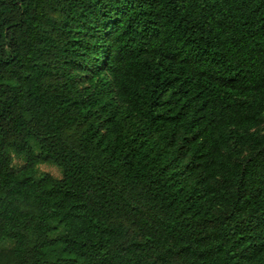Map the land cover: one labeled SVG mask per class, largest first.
<instances>
[{
  "label": "trees",
  "instance_id": "16d2710c",
  "mask_svg": "<svg viewBox=\"0 0 264 264\" xmlns=\"http://www.w3.org/2000/svg\"><path fill=\"white\" fill-rule=\"evenodd\" d=\"M0 264H264V0H0Z\"/></svg>",
  "mask_w": 264,
  "mask_h": 264
},
{
  "label": "rangeland",
  "instance_id": "374dc122",
  "mask_svg": "<svg viewBox=\"0 0 264 264\" xmlns=\"http://www.w3.org/2000/svg\"><path fill=\"white\" fill-rule=\"evenodd\" d=\"M14 162L16 166H20L21 164L24 163V160L18 156H14ZM42 172H48L50 174H52L55 177H61L62 176V172L61 169L58 168L56 165H53L51 163H40L38 165V168L36 170V175L40 174Z\"/></svg>",
  "mask_w": 264,
  "mask_h": 264
}]
</instances>
